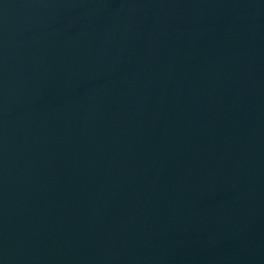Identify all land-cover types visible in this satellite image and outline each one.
Wrapping results in <instances>:
<instances>
[{
	"label": "water",
	"instance_id": "obj_1",
	"mask_svg": "<svg viewBox=\"0 0 264 264\" xmlns=\"http://www.w3.org/2000/svg\"><path fill=\"white\" fill-rule=\"evenodd\" d=\"M0 264H264V0H0Z\"/></svg>",
	"mask_w": 264,
	"mask_h": 264
}]
</instances>
